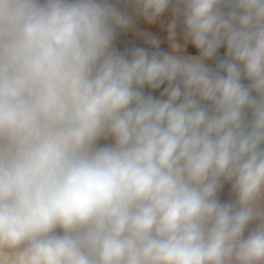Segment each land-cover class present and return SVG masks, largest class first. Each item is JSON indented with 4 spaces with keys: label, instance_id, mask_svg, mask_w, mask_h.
Wrapping results in <instances>:
<instances>
[{
    "label": "clouds",
    "instance_id": "clouds-1",
    "mask_svg": "<svg viewBox=\"0 0 264 264\" xmlns=\"http://www.w3.org/2000/svg\"><path fill=\"white\" fill-rule=\"evenodd\" d=\"M0 264H264V0H0Z\"/></svg>",
    "mask_w": 264,
    "mask_h": 264
},
{
    "label": "crops",
    "instance_id": "crops-1",
    "mask_svg": "<svg viewBox=\"0 0 264 264\" xmlns=\"http://www.w3.org/2000/svg\"><path fill=\"white\" fill-rule=\"evenodd\" d=\"M156 95H159V93H156ZM227 197L226 196H222V199H226Z\"/></svg>",
    "mask_w": 264,
    "mask_h": 264
}]
</instances>
